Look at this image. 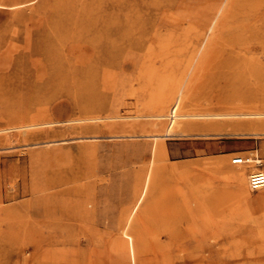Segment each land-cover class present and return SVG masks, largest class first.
Wrapping results in <instances>:
<instances>
[{
  "label": "rangeland",
  "instance_id": "rangeland-1",
  "mask_svg": "<svg viewBox=\"0 0 264 264\" xmlns=\"http://www.w3.org/2000/svg\"><path fill=\"white\" fill-rule=\"evenodd\" d=\"M262 4L0 0V264H264Z\"/></svg>",
  "mask_w": 264,
  "mask_h": 264
},
{
  "label": "bare ground",
  "instance_id": "bare-ground-1",
  "mask_svg": "<svg viewBox=\"0 0 264 264\" xmlns=\"http://www.w3.org/2000/svg\"><path fill=\"white\" fill-rule=\"evenodd\" d=\"M261 5V4H260ZM262 5H264V4H262ZM22 6V5H21ZM259 6V5H258ZM260 7V6H259ZM258 7V8H259ZM251 13L253 14V12L251 11ZM261 14H256V15H254L253 17H252V19H256V20H260L261 18L262 19H264V15H262V16H260ZM258 23V22H257ZM256 23V24H257ZM256 26V25H255ZM262 28H264V27H262ZM179 98V97H178ZM176 100V99H175ZM179 103H180V100L179 99H177L176 101H174V103H173V105H172V107L170 108V110H169V113H170V123H169V126L167 127V132H169L170 131V129L172 128V125H173V123L175 122V120H176V118H178L179 116H178V114H177V111H178V109H179ZM195 115V114H194ZM197 116V115H196ZM195 116V117H196ZM205 116H208V117H216V118H221V117H258V116H264V113H246V114H244V113H240V114H215V115H198V117H205ZM187 117H194L193 115H187ZM175 125V124H174ZM35 126V125H34ZM24 139V138H23ZM262 165V164H264V163H262L261 161H259V162H257L256 164H254V165H252V166H256V165ZM239 166H243V165H239ZM236 173V172H235ZM237 173H239V172H237ZM251 173H254V171L252 172V171H250L249 172V174H251ZM241 174V173H240ZM249 174H248V176H249ZM236 175V174H235ZM248 186H249V184H248ZM262 187H264V186H262ZM262 187H260V188H262ZM259 188V189H260Z\"/></svg>",
  "mask_w": 264,
  "mask_h": 264
},
{
  "label": "built area",
  "instance_id": "built-area-1",
  "mask_svg": "<svg viewBox=\"0 0 264 264\" xmlns=\"http://www.w3.org/2000/svg\"><path fill=\"white\" fill-rule=\"evenodd\" d=\"M257 157L250 156H241L236 155L231 159V164L235 166L239 165H248L255 161ZM261 165H256V167H260ZM248 184L249 188L252 191L258 190L260 187L264 186V171L261 169H257L254 173L249 174L248 176Z\"/></svg>",
  "mask_w": 264,
  "mask_h": 264
},
{
  "label": "crops",
  "instance_id": "crops-1",
  "mask_svg": "<svg viewBox=\"0 0 264 264\" xmlns=\"http://www.w3.org/2000/svg\"><path fill=\"white\" fill-rule=\"evenodd\" d=\"M240 154H242V153H240ZM243 156V155H242ZM248 177V176H247Z\"/></svg>",
  "mask_w": 264,
  "mask_h": 264
}]
</instances>
